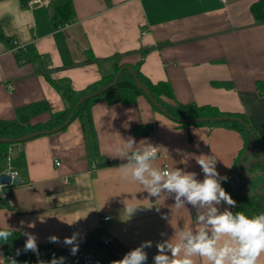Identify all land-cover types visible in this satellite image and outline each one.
I'll return each instance as SVG.
<instances>
[{
    "label": "crops",
    "instance_id": "obj_1",
    "mask_svg": "<svg viewBox=\"0 0 264 264\" xmlns=\"http://www.w3.org/2000/svg\"><path fill=\"white\" fill-rule=\"evenodd\" d=\"M54 1H0L1 31L9 38L0 40V120H16L19 109L39 102L48 111L30 124L44 125L62 111L65 103L47 77L79 93L111 75L115 61L140 64L152 84L170 86V105L244 114L260 143L254 156L264 159V86H257L264 85V23L250 12L258 0H71L74 20L61 27L51 18ZM28 55L39 58L28 61ZM88 112L89 120L75 118L57 132L9 145L10 168L20 182L5 187L13 205L0 201V230L10 226L23 242L25 232L33 233L37 245L66 252L71 246L64 238L79 233L77 254L90 251L100 260L101 243L109 239L129 249L150 240L145 264H155L158 242H178L182 231L195 232L198 208L185 203L177 209L174 193L157 200L139 183L124 181V141L131 136L137 142L129 152L142 149L145 140L159 145L153 167L181 168L202 180L201 155H214L217 171L227 176L243 140L224 127L178 126L144 96L125 105L98 101ZM105 163L110 165L99 166ZM6 171L4 159L0 174ZM134 206L129 215L126 208ZM217 207L222 212L228 206ZM50 236L60 243H49ZM13 254V244L0 241V264Z\"/></svg>",
    "mask_w": 264,
    "mask_h": 264
},
{
    "label": "clouds",
    "instance_id": "obj_2",
    "mask_svg": "<svg viewBox=\"0 0 264 264\" xmlns=\"http://www.w3.org/2000/svg\"><path fill=\"white\" fill-rule=\"evenodd\" d=\"M143 142L142 149L129 152L137 142L131 136L124 141L122 155L126 163L121 168L122 179L129 183H139L150 197H156L157 200L162 193L169 196L174 193V205L177 209L183 208L185 203L198 208L199 226L195 232L192 229L182 231L178 242H158L155 264H196L194 257L206 261L207 264H258L261 254H264V212L248 216L244 212L234 213L230 210L236 207V201L222 187V182H226L228 177L221 176L217 171L216 157L201 155L202 158L197 160L204 174L203 179L198 180L196 173L181 168L153 167L161 148L147 140ZM222 202L228 207L221 212L217 205ZM138 207L126 208V211L132 215ZM200 209L204 211L199 212ZM13 231L10 226L0 230V240H8ZM24 235L27 240L23 251H32L39 257L35 234L25 232ZM78 236L79 233H73L63 240L64 245L71 246V255L78 252ZM48 239L49 243H60L56 236ZM152 244L150 240L144 241L112 264H145L148 256L144 249L152 247ZM20 251L17 249L16 254L19 255ZM64 259H57L54 255L50 262L38 259L37 264H63ZM10 261L11 264H16L14 259Z\"/></svg>",
    "mask_w": 264,
    "mask_h": 264
},
{
    "label": "trees",
    "instance_id": "obj_3",
    "mask_svg": "<svg viewBox=\"0 0 264 264\" xmlns=\"http://www.w3.org/2000/svg\"><path fill=\"white\" fill-rule=\"evenodd\" d=\"M2 1V0H0ZM21 5L26 6L32 0H19ZM250 12L253 19L258 23H264V0H258L251 4ZM51 18L53 24L56 27L64 26L65 24L71 23L74 20V9L71 0H56L51 5ZM0 40L8 42L9 38H6L0 26ZM21 49L16 51V57L20 58ZM39 57L33 56L30 57L28 55V61L35 60ZM114 72L111 75L102 77V79L97 82V84L89 86L82 92L76 93L71 90L68 84L64 82H56L50 80L47 77L48 81L51 85L58 91L61 95L65 108L57 112L55 114H51L50 120L44 124H30V119L43 112L48 111L47 104L45 102L34 103L28 106H25L17 111V119L13 121H3L0 120V138H9L15 139L30 134L34 131H43V130H53L54 128L60 126L67 119L69 114L73 112L70 122L75 118H83L86 117L89 120V108L90 106L98 101H103L108 105L115 104H133L136 101L138 96H144L152 109L162 113L150 99H148L144 92L141 91L135 84L133 75L130 70L123 69L124 65H118V61L114 63ZM136 74L137 79L143 84L150 92V97L153 101H155L158 105H161L163 109L166 110L169 115V119L175 122L178 126L181 127H189V126H219L227 129L234 130L238 132L243 140V147L239 152L234 164L232 165L227 177L228 180L222 183V187L231 195L232 199L236 201V207L232 208L231 211L234 213L244 212L248 216H253L264 212V195H258L256 193L245 194L244 182L242 183V179L240 178V171H242V175L245 174L243 168L239 167V158L242 155L248 139L249 132L247 131L245 126H248L251 129V132L254 136V143L252 150L254 148H259L260 143L258 140V136L255 134L249 122L244 114H236V113H223L218 111L216 108L212 106H197L194 104H181L175 103L174 105L168 104L165 100L172 99V90L167 83H157L152 84L149 80H147L143 74L140 72V64H136L131 66ZM121 71L118 76L116 82L113 86L107 88L105 91L101 92L94 98H89L77 105L78 100L92 92L98 91L104 87H106L109 83L112 82L113 78L116 74ZM259 89L264 86L263 84H257ZM218 117H231L237 118L238 121H222V122H200L195 121L200 118H218ZM182 120L192 121L187 123H182ZM10 144L0 143V164L3 163L7 149ZM109 163L100 164L99 166H107ZM254 167L258 168V172L260 173V177L262 181H264V164L260 162H255L251 164L247 170H250ZM254 188L255 185L252 184ZM264 189V188H263ZM2 199H0L1 201ZM94 234H92L91 238ZM94 240V238H92ZM5 241V240H0ZM13 244L14 246V258L22 262L23 264H37L38 259L50 262L55 255L57 259L60 257H64L63 264H78L81 258V255H71L70 252H66L63 250L52 248L48 245H38L39 257L33 253L32 251L24 252L23 248L25 242H23L20 236L13 232L12 236L6 240ZM103 249L105 250V255L101 258L102 264H112L113 261L118 260V255H122V257L132 249L125 248L120 244H117L114 240H107L101 243ZM17 249H20V254L17 255Z\"/></svg>",
    "mask_w": 264,
    "mask_h": 264
},
{
    "label": "water",
    "instance_id": "obj_4",
    "mask_svg": "<svg viewBox=\"0 0 264 264\" xmlns=\"http://www.w3.org/2000/svg\"><path fill=\"white\" fill-rule=\"evenodd\" d=\"M123 69H127L130 70L135 84L136 86L144 92L145 96L150 99L152 101V103L167 117H169V115L167 114L166 110L162 108L161 105H158L155 101H153L150 97V92L149 90L143 85L141 84V82L137 79L136 74L133 70V68L131 66H124ZM121 71H119L116 76L113 78L112 82L109 83L106 87L92 92L90 94H87L83 97H81L78 102L77 105L81 104L82 102H84L85 100L89 99V98H94L97 95H99L101 92L105 91L107 88L113 86V84L116 82L118 76L120 75ZM73 112H71L69 114V116L67 117V119L64 121L63 124H61L60 126L54 128L53 130H48V131H34L30 134H27L25 136H22L20 138H15V139H9V138H0V143H5V144H16V143H23L31 138H34L36 136L39 135H44V134H51L54 132H57L61 129H63L64 127H66L69 123H70V119L72 117ZM195 121H200V122H210V123H214V122H222V121H238L240 122L237 118H231V117H218V118H200L197 119ZM182 123H187V122H192L187 121V120H182ZM247 131L249 132V139L247 142V145L242 153V155L239 158V167L245 169L248 168L251 164L255 163V162H260L262 164H264V159L263 158H252V159H248L249 154L252 152V147H253V143H254V136L253 133L251 132V129L248 126H245ZM20 182V178L18 176L16 177H11L9 174L7 173H1L0 174V184L1 185H5V186H9V185H15L18 184ZM264 182L262 184H260L259 186L256 187L255 189V193L258 195H264Z\"/></svg>",
    "mask_w": 264,
    "mask_h": 264
},
{
    "label": "built area",
    "instance_id": "obj_5",
    "mask_svg": "<svg viewBox=\"0 0 264 264\" xmlns=\"http://www.w3.org/2000/svg\"><path fill=\"white\" fill-rule=\"evenodd\" d=\"M219 1L225 2V0H219ZM9 151H10V147H8L7 153L5 156V163H6V167H7L6 173L9 174L13 178V177L17 176V172L10 168L11 157L9 155ZM55 165L58 166L59 162H55ZM164 169H167V165H164ZM5 187H7V186L0 184V199L7 198L6 195L4 194L5 193ZM7 204L12 206L13 205L12 199L7 198ZM108 219H109L108 216H104L102 218L103 221H107ZM122 258H123L122 255H118V260H120ZM11 259H14L16 261V264H23L19 260L15 259L14 256L8 257V263L7 264H11V261H10ZM78 264H102V262L92 252L86 251L81 255V258H80Z\"/></svg>",
    "mask_w": 264,
    "mask_h": 264
},
{
    "label": "rangeland",
    "instance_id": "obj_6",
    "mask_svg": "<svg viewBox=\"0 0 264 264\" xmlns=\"http://www.w3.org/2000/svg\"><path fill=\"white\" fill-rule=\"evenodd\" d=\"M258 154L256 148H254L252 150V152L249 154L248 159H252V158H261L258 156H254ZM244 173L242 175V171H240V178L242 179V183L244 182V193L245 194H251V193H255V189L257 186H259L260 184H262L264 181H262L261 177L258 176V168L254 167L250 170H247V168L243 169ZM252 184L255 185V187H252Z\"/></svg>",
    "mask_w": 264,
    "mask_h": 264
}]
</instances>
